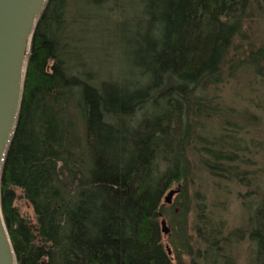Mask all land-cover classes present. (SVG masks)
Returning <instances> with one entry per match:
<instances>
[{"label":"trees","instance_id":"16d2710c","mask_svg":"<svg viewBox=\"0 0 264 264\" xmlns=\"http://www.w3.org/2000/svg\"><path fill=\"white\" fill-rule=\"evenodd\" d=\"M85 1L121 13L117 70L75 63V0H47L0 171L16 264H264V165L215 92L264 88V0Z\"/></svg>","mask_w":264,"mask_h":264},{"label":"rangeland","instance_id":"374dc122","mask_svg":"<svg viewBox=\"0 0 264 264\" xmlns=\"http://www.w3.org/2000/svg\"><path fill=\"white\" fill-rule=\"evenodd\" d=\"M120 2L132 8L138 5V0H121ZM75 9L77 15L83 20L71 28V36L77 42L76 46L73 47L75 54H77L74 61L77 63L86 57L90 58L91 60H87L90 67L98 72V81H111L117 70L115 65L112 64L116 55L113 33L122 20L121 13L118 9H114L107 13L105 20H103L96 15L101 14L99 10L85 0H75ZM89 15L91 16L87 22L84 18H88ZM78 41H80L79 44ZM248 80V77L240 74L235 80L225 84L215 92L220 98L221 105L219 109L228 112L232 122H237V125H239V128L236 129L238 130V136L244 137L248 141H250V138L254 140L252 144L246 142L248 143L247 149H249L246 157L249 170H258L262 167V164L264 165L262 151V145H264V88L259 82L249 83ZM245 110L249 111L247 117L242 116V111ZM239 114L242 117L241 119L238 116ZM253 124L254 126H252ZM17 206L23 215L31 213V209L23 199L18 198ZM234 209L236 207L232 208L231 218L234 217ZM241 255H245L244 249Z\"/></svg>","mask_w":264,"mask_h":264},{"label":"water","instance_id":"95a60500","mask_svg":"<svg viewBox=\"0 0 264 264\" xmlns=\"http://www.w3.org/2000/svg\"><path fill=\"white\" fill-rule=\"evenodd\" d=\"M47 0H0V171L12 138L20 105L27 54L37 20ZM180 192L177 187L164 197L171 206ZM164 236L169 228L160 219ZM168 255L170 249L166 246ZM0 264H16L0 209Z\"/></svg>","mask_w":264,"mask_h":264}]
</instances>
